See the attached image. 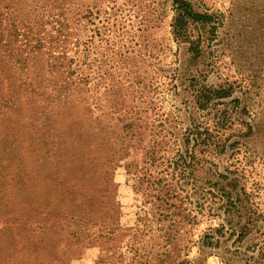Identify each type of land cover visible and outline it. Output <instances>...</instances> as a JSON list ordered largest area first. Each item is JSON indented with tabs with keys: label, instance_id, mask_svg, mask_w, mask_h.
I'll list each match as a JSON object with an SVG mask.
<instances>
[{
	"label": "rangeland",
	"instance_id": "rangeland-1",
	"mask_svg": "<svg viewBox=\"0 0 264 264\" xmlns=\"http://www.w3.org/2000/svg\"><path fill=\"white\" fill-rule=\"evenodd\" d=\"M186 1L199 45L173 0L18 1L0 264H264V0Z\"/></svg>",
	"mask_w": 264,
	"mask_h": 264
},
{
	"label": "trees",
	"instance_id": "trees-1",
	"mask_svg": "<svg viewBox=\"0 0 264 264\" xmlns=\"http://www.w3.org/2000/svg\"><path fill=\"white\" fill-rule=\"evenodd\" d=\"M18 1L19 0H0V70H9L5 65V61L8 59L15 64H19L21 61H28L32 57L34 49L38 47V45L35 46L30 44V42L35 41V37L36 39L39 38V33H41V31L39 30L40 32H38L37 30L36 33H33L31 32V24L23 25L26 20L23 19L21 11L17 6ZM173 2L177 4L178 8V17L173 23L174 33H176L178 37L185 36L191 45H199L201 43V35L195 40L192 39V37H190L191 35L184 31L183 24H181L180 20L184 19L185 21L204 24L212 23V25H210L212 29L211 32L216 28L215 20H213V17L209 14H202L195 11L186 0H173ZM40 9L37 6H30L28 9L29 18L41 20L43 17L49 16L48 12ZM36 25L39 26L40 21ZM39 41L40 40L37 39V44ZM49 67H51V65ZM19 82L17 88L23 87L24 83L21 81ZM199 94L200 106L205 108L216 98L228 96L229 92L226 90H202ZM14 103L15 96H12V94L10 95V91L6 93L3 83L0 82V107H10L14 105ZM180 162L182 166H185L186 158L180 157ZM27 240L29 243H33L31 237L28 236Z\"/></svg>",
	"mask_w": 264,
	"mask_h": 264
}]
</instances>
